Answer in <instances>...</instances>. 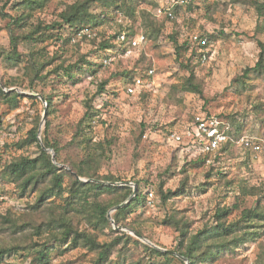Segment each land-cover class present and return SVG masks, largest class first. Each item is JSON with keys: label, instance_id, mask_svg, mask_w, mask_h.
Returning a JSON list of instances; mask_svg holds the SVG:
<instances>
[{"label": "rangeland", "instance_id": "374dc122", "mask_svg": "<svg viewBox=\"0 0 264 264\" xmlns=\"http://www.w3.org/2000/svg\"><path fill=\"white\" fill-rule=\"evenodd\" d=\"M21 1L0 0V48L4 51H11L13 20L27 18L26 26L15 32L21 60L9 62L0 49V87L9 95H21L16 105L0 99V249H12L0 264H39L37 252L44 245L52 250L48 264H190L185 257L168 263L147 247L180 256L191 236L219 224L216 215L221 210L229 213L221 218L222 224L242 219L248 210L264 216L261 168L250 160L245 165L241 149L235 148L226 162L195 165L184 145L172 139L191 127L195 114H203L230 125L226 118L238 116L244 125L241 137L264 140V71H255L264 53V0H196L194 10L180 18L187 26L155 21L158 36L147 29L142 16L143 11H152L154 0H128L137 10L134 18H121L111 9L112 20L99 19L98 25L78 33L57 24L61 13L84 0H48L33 10H23ZM96 6L100 13V5ZM38 26L55 29L42 42L22 39ZM128 29L145 34L147 46L131 58L115 52L110 57L100 50L102 41ZM190 33L213 36L207 62L189 63L186 51L177 55L175 42ZM82 58L94 64L96 73L77 70L73 78L55 73L61 65H74ZM33 59L44 65L38 77L29 69ZM150 69L155 70L151 89L127 95L122 74L133 71L144 76ZM191 74L201 93L186 89ZM46 98L51 99L50 109ZM88 109L94 118L86 130L93 142L104 146L99 164L89 170L103 184L128 185L137 194L138 182L143 191L142 204L120 225L114 216L115 203L122 196L87 197L92 203L88 207L95 203L108 207L109 223H99L92 211L78 203L68 208L73 199L67 191L34 208L48 182L31 186L21 195L18 183L5 173L13 162L38 156L36 144L20 148L36 128L40 143L42 136L53 143L64 162L60 167L73 175L72 166H82L85 156L76 137ZM106 177L117 181L106 182ZM66 182L65 188L71 178ZM242 183L259 192L243 194ZM181 189L185 194L169 197V192ZM61 217L67 226L54 221ZM170 218L178 224L165 223ZM249 220V235L237 234L216 261L201 264H264V219ZM180 228L186 231L187 241ZM77 234L90 236L95 245ZM104 244L112 247L106 261H100Z\"/></svg>", "mask_w": 264, "mask_h": 264}, {"label": "trees", "instance_id": "16d2710c", "mask_svg": "<svg viewBox=\"0 0 264 264\" xmlns=\"http://www.w3.org/2000/svg\"><path fill=\"white\" fill-rule=\"evenodd\" d=\"M48 0H22L21 1V7L23 10H33L35 6L42 7L43 3H45ZM193 0L190 5L188 6L187 12H192L194 10L193 8ZM101 7V12H96L98 6ZM111 9H113V13L118 16L119 13L123 15L124 18L132 19L137 14V10L135 5L130 4L128 0H84L81 2H77L71 6H69L63 13L60 14L61 22L57 24L60 27L67 26L75 33L81 32L84 29H87V27L96 26L97 21L99 19L102 20H112V18L109 17V14L111 13ZM142 16L144 18V24L147 26V29L152 30V32L155 34V36H158L159 31L158 29L154 28L156 26V22L158 21L160 23H167L166 20L159 21L155 18L154 14L150 11H143ZM152 19V20H151ZM27 18L24 16H21L15 20H13V26L15 29H11V51L6 52L4 49L1 50L3 57L7 59L9 62L17 63L21 60V55L17 52V47L20 42V38L18 35H15V32L19 29H23L24 26H26ZM184 18L181 22H174V25L177 26H187L186 22H184ZM161 26V25H159ZM55 29V26H49V27H36L32 32H29V34L23 36L22 39H25L26 41H36V42H42L45 41V38H48L46 36L47 32L49 30ZM121 31H118L116 34H113L112 37L109 36L107 40L102 41L100 44V50H103L105 52H115L117 54L120 53V45L116 42V38L118 34H120ZM128 31L131 33V29ZM133 34V32L131 33ZM205 36V35H204ZM211 42L213 36H206ZM152 38V36L150 37ZM176 43V53L178 56L181 57L182 53L186 50L179 46L178 42ZM184 54V53H183ZM33 65L29 67L30 71L34 73L35 77L39 76L40 69L44 67V65L37 62V60L33 59ZM189 63H192L191 59L187 60ZM94 64L92 62H89L87 58H82L79 62H77L74 65H69L67 67L60 66L55 70V73H57L60 76L73 78V73L75 71H81L83 73H89L94 74L96 73V70L92 69ZM88 67V68H84ZM188 68L189 66L186 65ZM76 69V70H75ZM264 71V53L260 56V61L255 66V71ZM148 71V70H147ZM137 74L133 71L131 72H125L122 74V76L125 78V83L129 84L132 82L133 78ZM248 74H246V78ZM42 78V77H41ZM186 89L191 92H197L201 93L200 86L195 84V77L193 74L189 78L186 79L185 82ZM21 97L20 94L14 93L12 95H9L6 93L1 87H0V99H3L9 104L16 105L18 103V99ZM47 105L49 106V109L52 106L51 99L46 98ZM52 113L51 110H48V114ZM238 116H228L226 119L230 121L231 127H232V137L233 141L228 144V147L226 149V153L224 151H218L216 158L214 162L211 164V166H214L215 163H223L226 162L228 156L230 154H233V150H236L235 148L240 149V145L238 144V141L240 137L242 136L241 132L243 131L244 125L242 122L236 119ZM94 118V112L92 109H88L87 112H85V116L82 119V123L80 125L79 129V136L76 138H80L78 143L84 148V160L81 163L82 166H72L74 167V174L72 175L69 170H67L65 167H60L61 163H64L60 159V151L59 149L51 143L46 137L42 136V144L40 143L39 137H38V129H34L27 141H24L23 144L20 146L22 148L23 145H31L36 144L39 152L38 156L35 158H21L20 160H17L16 162H13L10 164L5 171L6 175L13 179L16 183H18V187L21 189L22 194L26 193L27 189L29 187H33V189L38 185H44L46 182H48L49 186L44 188L41 191V194L38 198V202L34 208H38L41 204V202L50 200L54 196H62L63 192L67 191L72 195V202H68L67 206L68 208H72L74 203H78V205L83 210H90L92 211L93 215L95 214L97 216V220L99 223L104 222L109 223V219L107 217V210L108 207L100 206L98 204H94L91 207H88V205H92V203H88L87 197L90 194H97L98 195H117L122 196L121 200H119L117 203H115V206H118L125 201H127L132 195L133 191L132 188L128 185L124 186H116V185H109V184H103L99 183L101 182V178L97 177L96 172H92L89 170L92 165H98L100 162V158L102 155V152L104 150V146L102 143L93 142L92 138L89 136L88 131L86 130V127L89 126L92 119ZM46 149L52 150L54 152V161L52 158V154L46 152ZM246 160L245 165L249 164V155L246 152L245 153ZM204 160H197L195 161V165H201L204 164ZM66 178H71V182L68 183L67 187L65 188L64 185L67 184ZM78 178H85L89 180L94 181H88V182H81ZM107 181H117L114 180V178L106 177L104 179ZM104 182V183H106ZM137 184V190L138 193L134 196V198L131 200L129 204H127L124 207H121L116 210L114 220L117 225H120L124 219L128 216L129 213H131L134 208L140 206L142 204L143 199V191L141 190L140 183L136 182ZM184 188V187H183ZM242 192L245 195H255L259 191V188L257 187H248L246 183H242ZM185 194V189H181L177 193H171L169 192V197H175L177 195ZM168 199V197H164V200ZM255 213V214H254ZM229 213L225 210L219 211L216 217L218 218L219 224L213 227H208L204 230L198 231L196 234L191 236L189 240L187 241V235L186 231L181 230L182 238L184 241H187V244H185L183 251L180 252V256H177L176 254L171 255L168 252H162L154 248L147 247L150 252L157 257H165L166 261L168 263L173 262V260H181V258L185 257L189 260L190 264H201L208 261H216L217 258L221 256V254L229 248V242L237 237V234L242 233V237L249 235V232L246 231V228L249 227L246 223H249V219H253V217H259L261 219H264V216H260L256 211L248 210L246 214L243 216L242 219L238 221H233L230 223H220V220L222 217L228 215ZM56 222H62L66 225V219L61 217L60 219H55ZM165 223H177L178 222L174 218H170V220H166ZM67 226V225H66ZM67 236L69 233L66 234ZM77 237H80V239H84L87 243L95 245V242L90 239V236L88 235H78ZM66 241V239L63 240V242ZM112 246L109 244H104L103 250L99 254V260L106 261L110 248ZM12 249H0V261H2L3 257L5 255L10 254ZM52 253L51 249L46 248V245L42 247L37 252L38 258L37 261L39 264H48L49 263V257Z\"/></svg>", "mask_w": 264, "mask_h": 264}, {"label": "built area", "instance_id": "2783aa9c", "mask_svg": "<svg viewBox=\"0 0 264 264\" xmlns=\"http://www.w3.org/2000/svg\"><path fill=\"white\" fill-rule=\"evenodd\" d=\"M156 3L152 9V13L159 21L166 20L167 23L181 22L182 15L187 14L188 6L193 0H154ZM193 8L197 4L193 2ZM121 18L123 15L118 14ZM116 42L120 45V53L118 55L123 58H131L141 48H145L148 44V38L145 34H131L127 30H123L118 34ZM186 52L188 59L198 62H207L210 58V42L206 36L196 33H190L178 42ZM110 57L112 51L108 52ZM109 57V60L112 58ZM106 64L108 61L105 62ZM144 76L136 75L132 82L125 86V93L129 96L136 95L143 91L151 89L155 77V70L150 69ZM231 125L226 120H221L215 116H205L203 114H195L191 127L183 134H173L172 139L178 144H183L191 159L197 161L204 160L205 165H211L218 151H224L228 144L233 141ZM238 144L242 150V154L247 152L249 160L253 165L260 166L259 182L264 187V140L243 136L239 139ZM246 157V156H245Z\"/></svg>", "mask_w": 264, "mask_h": 264}, {"label": "water", "instance_id": "95a60500", "mask_svg": "<svg viewBox=\"0 0 264 264\" xmlns=\"http://www.w3.org/2000/svg\"><path fill=\"white\" fill-rule=\"evenodd\" d=\"M38 97H39L42 101H45V99H44L42 96L38 95ZM46 152H51V153H53L52 150H48V149H46ZM52 158H53V161H54V154L52 155ZM79 180L82 181V182L94 181V180H82V179H80V178H79ZM99 183H103V182H99ZM133 190H134V191H133V195H132V196H131L126 202H124V203L118 205V206L115 208V210H117V209H119V208H121V207H124V206H126L127 204H129V203L131 202V200H132V199L134 198V196L136 195V190H135V189H133ZM108 217H109V215H108Z\"/></svg>", "mask_w": 264, "mask_h": 264}]
</instances>
